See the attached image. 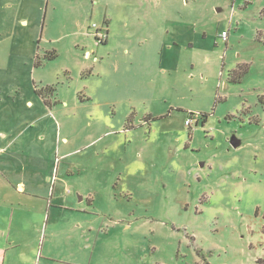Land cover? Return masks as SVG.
<instances>
[{"label": "rangeland", "instance_id": "374dc122", "mask_svg": "<svg viewBox=\"0 0 264 264\" xmlns=\"http://www.w3.org/2000/svg\"><path fill=\"white\" fill-rule=\"evenodd\" d=\"M3 129L52 180L25 264L264 258V0H0Z\"/></svg>", "mask_w": 264, "mask_h": 264}, {"label": "crops", "instance_id": "0c3cea01", "mask_svg": "<svg viewBox=\"0 0 264 264\" xmlns=\"http://www.w3.org/2000/svg\"><path fill=\"white\" fill-rule=\"evenodd\" d=\"M32 104L31 101L28 102ZM1 137L7 139L8 130L0 131ZM16 139L9 140L6 146L0 147V260L5 264L13 258V252L18 253L20 264L34 262L36 259L41 263L42 259L57 261L52 244L55 241V222L49 215L47 221L40 212L39 204L35 199H41L49 195L51 176L44 175L40 164L32 166L26 164H7L8 159L21 161V150L17 146ZM3 153H5L3 155ZM54 189V188H53ZM54 192L48 200V207H52ZM26 201L27 203H23ZM30 206L26 209L24 206ZM43 238V240H42ZM42 242L38 250V244ZM47 245V246H46ZM31 247V251L25 248ZM13 251V252H12ZM38 252L40 255H38ZM15 253V254H16ZM40 259V260H39ZM59 260V259H58ZM64 260V259H60ZM65 261V260H64Z\"/></svg>", "mask_w": 264, "mask_h": 264}, {"label": "clouds", "instance_id": "9594fccd", "mask_svg": "<svg viewBox=\"0 0 264 264\" xmlns=\"http://www.w3.org/2000/svg\"><path fill=\"white\" fill-rule=\"evenodd\" d=\"M144 167V165L142 163H136L133 166L129 167V175H135L136 171L138 169H142Z\"/></svg>", "mask_w": 264, "mask_h": 264}, {"label": "water", "instance_id": "95a60500", "mask_svg": "<svg viewBox=\"0 0 264 264\" xmlns=\"http://www.w3.org/2000/svg\"><path fill=\"white\" fill-rule=\"evenodd\" d=\"M230 143L233 147H238L241 145V140L237 138L236 136H233L230 140Z\"/></svg>", "mask_w": 264, "mask_h": 264}, {"label": "built area", "instance_id": "2783aa9c", "mask_svg": "<svg viewBox=\"0 0 264 264\" xmlns=\"http://www.w3.org/2000/svg\"><path fill=\"white\" fill-rule=\"evenodd\" d=\"M228 32L225 30V31H222L220 34H219V37L222 38L224 41H227L228 40Z\"/></svg>", "mask_w": 264, "mask_h": 264}, {"label": "trees", "instance_id": "16d2710c", "mask_svg": "<svg viewBox=\"0 0 264 264\" xmlns=\"http://www.w3.org/2000/svg\"><path fill=\"white\" fill-rule=\"evenodd\" d=\"M263 232H264V229H263ZM257 264H264V258H259L257 260Z\"/></svg>", "mask_w": 264, "mask_h": 264}]
</instances>
